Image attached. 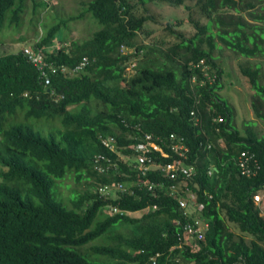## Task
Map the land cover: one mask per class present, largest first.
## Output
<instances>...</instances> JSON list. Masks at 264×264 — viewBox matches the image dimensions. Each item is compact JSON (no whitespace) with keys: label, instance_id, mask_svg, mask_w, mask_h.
Returning <instances> with one entry per match:
<instances>
[{"label":"trees","instance_id":"obj_1","mask_svg":"<svg viewBox=\"0 0 264 264\" xmlns=\"http://www.w3.org/2000/svg\"><path fill=\"white\" fill-rule=\"evenodd\" d=\"M130 1L89 0L87 11L100 29L92 39L72 43L66 54L50 57L69 71L83 57L95 63L83 73L55 77L65 99L51 113L46 101L39 108L43 120L24 147L36 159L14 157L15 171L0 184V264H264V217L254 198L264 190V135L254 121L245 122L244 131L236 126V108L220 94L224 69L214 54L228 50L246 59L239 71L253 92L254 116L264 124V0H137L184 5L195 30L189 38L171 24L162 38L147 32L150 52L138 62L139 53L124 55L122 47L149 49L136 47V39L152 18L137 16ZM44 7L45 0H36L34 9ZM25 11L23 0H0L2 20H20ZM130 64L135 73L126 76ZM207 66L215 82L202 74ZM69 103L77 106L73 120L56 136L48 135L47 124ZM127 124L164 141L173 133L185 138L190 154L184 163L195 169L188 184L209 222L205 240L184 245L186 223H175L177 200L144 186L171 180L160 172L136 176L117 151L103 147L99 137L106 133L115 134L120 146L131 145L129 134L138 131ZM166 145L171 158L158 155L160 161L179 160ZM243 151L256 155V176L241 173ZM99 155L119 160L120 167L99 176L91 167ZM95 180L134 186L101 197ZM137 212L142 216L128 214Z\"/></svg>","mask_w":264,"mask_h":264},{"label":"clouds","instance_id":"obj_2","mask_svg":"<svg viewBox=\"0 0 264 264\" xmlns=\"http://www.w3.org/2000/svg\"><path fill=\"white\" fill-rule=\"evenodd\" d=\"M28 1H31L33 5L31 16L29 18L26 17L28 12ZM45 1L47 2V7L34 9L36 0H23V2H25L26 11L20 20H12L8 18L2 20L0 17V33L3 32L4 34H7L8 31L13 29V27H19L21 25L16 36L0 39L2 42V50H0V184L3 183L13 171H15L13 164L14 157L21 159H36V154L30 150L24 149V147L27 142L37 133L35 131L37 130V123H40L43 120V118L40 117L39 108L43 102L46 101L51 113L53 105H58L65 99V94L62 92V85L58 84L57 80H55V77H65L69 73L74 74L75 72H79L81 70H83L81 72L83 73L86 70L85 68L92 66L95 63V60L89 57H83L74 67V69L69 71L67 66L56 65L50 60V57H55V55H58V53L66 54L72 43L77 42V39L73 37L77 31V28L75 27V29L71 32V37L67 36L66 38L61 36V32L57 33L58 27L45 30L46 26L49 24L47 18L54 13L60 12L62 9L61 7H58L59 4L56 5L57 0ZM17 3H19V0H17ZM86 6L88 9V3ZM30 23H35L36 25L32 27V29L24 28ZM140 33L141 32H139V34ZM145 45H147L149 49L147 48L140 51L135 48L123 46L122 53L124 55L134 52L139 53L140 56H138L135 60V62H138L143 58L145 53L150 52V43H145ZM13 54L21 55V58L14 59L10 56ZM134 69V65L130 64L127 67L126 76L133 75L135 73ZM129 70L132 71V74H129ZM31 87H33L35 90L33 93L31 92ZM76 110L77 106L75 103L67 104L62 112L56 117V120L47 124L48 135L53 134L56 136L59 130L64 129V123L71 122L73 120ZM127 127H131L132 129L138 131V135L129 134V138L134 140L131 145L123 144L120 146L117 142V136L112 133L101 134L99 138L102 143V138L114 137L115 146L111 150L117 151V156L120 161L124 165L128 166L132 171H134V160L132 157L130 159H126L128 154L126 151L130 150L129 153H133L132 147L142 141V139H135V136L141 137L143 134L149 133L142 132L139 125H134L132 127L131 125L127 124ZM29 129L33 130V134L28 133ZM173 134L182 137L179 134ZM170 136L167 141H164L160 136L156 137H160L162 143L167 144L166 147L176 154L172 149ZM182 138L183 141L181 144L190 151L185 138ZM162 143H160V145L163 151L167 153L164 150ZM103 147L105 146L103 145ZM153 155L158 158V155L160 154L153 153ZM105 157L111 159L112 162L110 163V167H108L109 163L106 160L99 162L96 158L91 164V167L95 173L101 177H108V175L111 174H109V172L112 167L116 169L120 167L118 162L119 160H113L114 158L109 156ZM178 157L179 160L177 161H182L184 163V158L180 156ZM161 158L163 157L161 156ZM169 158H171V154ZM158 160L160 161L159 158ZM38 175L39 172H37L34 177H37ZM137 175L139 174L136 172V176ZM164 183L167 184L166 182ZM125 184L126 182H117L108 185L106 183L96 181L95 188H98L97 193L101 197H113L117 192H126L131 186H134L132 183L130 185ZM145 184L146 183H144V186ZM154 206L153 210H155ZM111 212L118 213V210L114 209L113 211L111 210ZM12 229L13 228L9 230V235Z\"/></svg>","mask_w":264,"mask_h":264},{"label":"rangeland","instance_id":"obj_3","mask_svg":"<svg viewBox=\"0 0 264 264\" xmlns=\"http://www.w3.org/2000/svg\"><path fill=\"white\" fill-rule=\"evenodd\" d=\"M88 1L89 0H57L56 5L59 4L58 7H61L62 9L60 12L54 13L47 18L49 24L46 26L45 30L58 27L57 33L61 32V36L66 38L67 36H72L71 32L76 27L77 31L73 37L77 39V42L82 43L92 39L94 34L100 29V25L92 14L87 12L86 4ZM130 2L131 5H133L134 12L137 16L149 15L152 18V20L145 24L144 31L138 35L136 39V47L145 45V43H150V37L147 35V32L152 33L156 39L164 37L165 30L168 28L169 24L176 26L177 30L182 31L187 38L195 33L192 24L188 22L190 21L188 19L190 10L184 5L174 7L167 3L160 2L149 3L144 6L140 5L137 0H131ZM27 5L28 12L26 17L29 18L31 16L33 5L31 1H28ZM187 5L193 7L195 2H188ZM76 16H81V18L74 19ZM180 21L186 22L184 24L180 23ZM35 25V23H30L24 28L32 29ZM19 27H13V29L8 31L7 34H4L3 32L0 33V39L16 36L20 30ZM1 45L2 42L0 41V50H2ZM214 54L218 57V62L224 69V88L220 91V94L234 104L236 108V126L244 131V123L247 121H254L252 122V126L255 127L259 135H264V124L254 116L251 108V96L253 92L250 89L247 79L244 78L239 71L240 63L245 62L246 59L243 57L237 58L228 50H223L221 52L216 50ZM129 74H132L131 70H129ZM227 74L231 77H226ZM66 184H71L75 187L72 181L67 180ZM80 188L84 187L80 186ZM61 191L65 198L69 196L68 190L61 189ZM130 216L141 217L142 212L130 213ZM231 227L232 229H236L233 225H231Z\"/></svg>","mask_w":264,"mask_h":264},{"label":"built area","instance_id":"obj_4","mask_svg":"<svg viewBox=\"0 0 264 264\" xmlns=\"http://www.w3.org/2000/svg\"><path fill=\"white\" fill-rule=\"evenodd\" d=\"M196 67L198 68L199 65ZM209 69L210 67L207 66L201 72L209 81L215 82L217 75L211 76L208 72ZM219 121L222 122L223 119L220 118ZM135 139H142V141L132 147L133 153H128L126 159L133 158V169L139 175L146 176L149 172L155 171L162 173L164 177L172 181V183L167 184L146 183L145 186L153 193L160 190L178 201L179 215L175 219V223L181 224L183 221L186 223L183 225V244L192 245L194 241L205 240L209 229V222L201 217L203 206L197 202L196 194L188 184V179L192 178L195 173L194 167L186 166L182 161L170 163L160 162L153 153H159L163 158L170 157V154L163 151L160 145L162 143L160 137L152 134H143L141 137L135 136ZM170 140L174 152L184 158V161L188 159L190 151L181 144L183 138L172 134ZM102 143L105 147L113 149L115 146V138H102ZM96 159L99 162L106 160L109 163L108 167L111 166V159L105 156H98ZM238 164L241 168V173L248 177L256 176L260 170V164L256 155L249 151H243L240 154ZM254 198L261 211V216H264V191L257 194ZM154 209L157 210L158 206H154Z\"/></svg>","mask_w":264,"mask_h":264}]
</instances>
